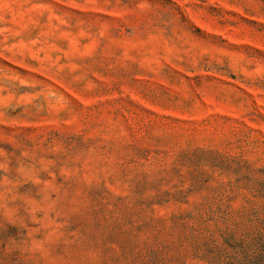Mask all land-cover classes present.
I'll use <instances>...</instances> for the list:
<instances>
[{"label": "rangeland", "instance_id": "obj_1", "mask_svg": "<svg viewBox=\"0 0 264 264\" xmlns=\"http://www.w3.org/2000/svg\"><path fill=\"white\" fill-rule=\"evenodd\" d=\"M0 264H264V0H0Z\"/></svg>", "mask_w": 264, "mask_h": 264}]
</instances>
